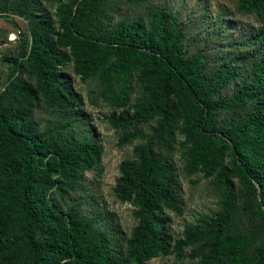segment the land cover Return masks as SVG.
<instances>
[{
	"label": "trees",
	"instance_id": "trees-1",
	"mask_svg": "<svg viewBox=\"0 0 264 264\" xmlns=\"http://www.w3.org/2000/svg\"><path fill=\"white\" fill-rule=\"evenodd\" d=\"M239 9L259 11L264 16V0H239ZM70 12L68 37L79 39L80 69L86 76L97 72L108 54H114L115 58L101 71L104 83L115 79L129 86L134 65H146L144 75L150 87L134 113L124 111L114 117L116 126L125 129L159 115L152 135L164 131L172 134L178 117L172 97L177 95L183 104L193 101V127L188 131L193 143L187 152L190 167H203L207 173L214 174L225 150L230 149L231 165L222 167L214 178L223 191L221 209L215 212L209 229L187 228V243L205 239L202 248L194 251L196 255L203 253L204 257L189 264H264V255L247 256L253 244L252 235L236 230L238 199L231 181L235 174L241 179L247 195L258 203L255 213L264 222V50L255 61L249 84H244L235 95L211 102L213 90L227 86L235 72L226 66L207 72L208 60L201 52L187 55L183 46L184 27L177 24L171 27L170 16L163 9L153 14L149 30L138 21L129 28L116 25L96 39L86 37L74 27L88 20L100 22L104 15L103 0H74ZM253 41L264 48V28ZM61 57V51L37 27L28 59L49 104L65 101L63 82L55 67ZM9 90L28 100L38 98L25 81L12 82ZM127 99L124 92L113 96V102L126 103ZM2 100L1 95L0 147L9 150L16 160L7 168L0 189V232L9 217L17 221L22 232L15 243L0 240V261L11 255L18 259V264H147L167 253L163 208L172 206L176 197L164 177L172 166L154 150L150 141L135 146L140 160L125 167L117 188V193L126 199L134 195L140 207V222L127 257H120L110 253L112 240L105 231L94 229V219L75 210L68 214L58 211L48 198L54 187L52 174L60 173L74 182L79 169H92L101 160L103 146L96 141H69L60 147L55 137H43L24 125V113L6 107ZM248 103L250 107L232 126L216 117L220 111L237 110ZM146 136L134 131L123 136L121 142ZM69 260L73 261L67 263Z\"/></svg>",
	"mask_w": 264,
	"mask_h": 264
},
{
	"label": "rangeland",
	"instance_id": "rangeland-1",
	"mask_svg": "<svg viewBox=\"0 0 264 264\" xmlns=\"http://www.w3.org/2000/svg\"><path fill=\"white\" fill-rule=\"evenodd\" d=\"M73 2L74 0H0V96L2 95L3 104L13 111L23 112L24 125L31 126L33 132L43 137H55L60 147L69 141H96L103 146L101 160L92 169H79L74 182L62 177L60 173L51 175L54 187L49 191V201L63 213L75 210L82 216L94 219V229L98 232L105 231L112 240L110 253L127 257L134 230L140 222V207L134 195L126 199L117 193V188L125 167L140 160L135 153V146L150 141L154 150L172 166L166 172L164 180L174 191L176 199L172 206L163 208L168 251L147 264L198 263L204 254L196 255L194 251L202 248L205 239L187 243V228L209 229L215 212L221 209L223 191L214 183V178L222 167L231 165L230 149L225 150L222 163L214 174L207 173L203 167H190L187 152L193 143L188 134L193 127V101L188 105L183 104L177 95L172 97L178 111L172 134L164 131L161 135H152L153 127L157 126L160 119L159 115L150 116L125 129L116 126L114 117L124 111L134 113L150 87L144 75L146 65H134L130 71L129 86L115 79L104 83L100 78L101 71L115 58L114 54H108L97 72L86 76L80 69L79 39L73 35L69 38L66 28ZM103 2L104 15L100 22H78L74 28L91 39L109 33L116 25L129 28L138 21L142 28L149 30L153 14L156 10L163 9L170 16L171 27L176 24L184 27L186 38L183 46L187 55L201 52L208 60L207 72H213L220 66H226L235 72V77L227 86L213 90L211 102L235 95L244 84H249L255 61L264 50L253 41L256 33L264 28V16L259 11L240 10L239 0ZM37 27L44 31L62 53L61 60L55 67L63 82V102L49 104L45 101L38 77L31 68L28 54L33 44V32ZM19 81L28 82L38 98L28 100L18 93H12L9 90L10 84ZM122 92L126 94L127 102H113V96ZM250 105L248 103L237 110L220 111L216 117L232 126ZM134 131H141L147 136L135 138L131 142H121L123 136ZM149 135L152 137L149 138ZM15 160L16 156L0 147V189L7 168ZM231 181L238 199L236 230L253 237L247 256L255 253L263 257L264 222L255 213L258 203L250 199L244 183L236 174L231 177ZM21 232L22 227L13 217H9L1 229L0 240L15 243ZM0 264H18V259L6 255Z\"/></svg>",
	"mask_w": 264,
	"mask_h": 264
}]
</instances>
